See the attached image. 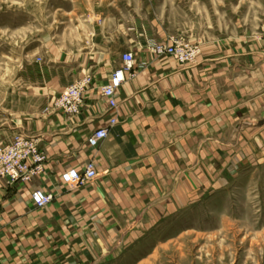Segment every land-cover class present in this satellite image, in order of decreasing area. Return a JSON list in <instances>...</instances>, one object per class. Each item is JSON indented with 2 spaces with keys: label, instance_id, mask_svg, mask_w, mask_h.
I'll return each mask as SVG.
<instances>
[{
  "label": "crops",
  "instance_id": "crops-1",
  "mask_svg": "<svg viewBox=\"0 0 264 264\" xmlns=\"http://www.w3.org/2000/svg\"><path fill=\"white\" fill-rule=\"evenodd\" d=\"M116 10L76 1L50 22V36L17 41L8 56L20 65L19 80L0 87V144L21 132L34 136L48 163L29 184L0 182V264H103L147 233L224 209L232 184L241 188L231 172L264 158L261 32L188 36L153 19L120 22ZM179 35L200 44L195 64L151 50ZM125 53L134 55V69L112 111L102 90ZM84 79L79 113L57 110L56 98ZM105 127L108 137L91 147L89 137ZM90 164L98 174L92 182L63 183L65 171ZM39 189L54 196L43 209L31 199Z\"/></svg>",
  "mask_w": 264,
  "mask_h": 264
},
{
  "label": "rangeland",
  "instance_id": "rangeland-1",
  "mask_svg": "<svg viewBox=\"0 0 264 264\" xmlns=\"http://www.w3.org/2000/svg\"><path fill=\"white\" fill-rule=\"evenodd\" d=\"M76 1L116 6L120 22L146 25L153 19L175 34L199 29L220 37L245 27L264 39V0H0L1 88L19 80V64L9 59L15 57V43L50 36V22L62 20L60 9H71ZM171 40L196 45L202 53L200 44L185 36L167 43ZM247 166L244 174L231 172V182L241 188L232 184L224 209L196 217L200 221L169 224L159 236L147 233L103 264H264V158Z\"/></svg>",
  "mask_w": 264,
  "mask_h": 264
},
{
  "label": "built area",
  "instance_id": "built-area-1",
  "mask_svg": "<svg viewBox=\"0 0 264 264\" xmlns=\"http://www.w3.org/2000/svg\"><path fill=\"white\" fill-rule=\"evenodd\" d=\"M151 50L157 55L172 56L185 65L195 64L201 54L198 46L182 40L162 42L152 47ZM122 60L123 67L112 75L109 84L102 90L112 111L118 108V102L115 99L116 92L126 81V75L132 74L134 69L135 59L132 53H125ZM89 84L90 80L84 79L68 87L56 98L55 108L68 116L78 114L84 92ZM117 122L115 118L111 119L110 127L116 125ZM110 127L93 133L88 139V144L91 147L99 146L108 137ZM47 163L48 156L41 147L40 141L34 136L21 132L16 134L10 142L0 144V182L6 181L8 186L18 183L29 184L44 174ZM97 175L94 165L90 164L83 172L75 168L65 171L61 179L68 188L76 189L92 182ZM31 199L36 208L43 209L53 201L54 196L39 189L31 193Z\"/></svg>",
  "mask_w": 264,
  "mask_h": 264
}]
</instances>
